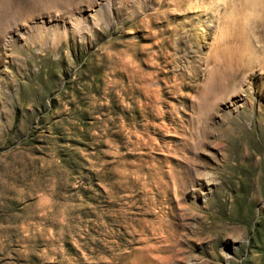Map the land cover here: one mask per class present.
<instances>
[{
	"label": "rangeland",
	"instance_id": "374dc122",
	"mask_svg": "<svg viewBox=\"0 0 264 264\" xmlns=\"http://www.w3.org/2000/svg\"><path fill=\"white\" fill-rule=\"evenodd\" d=\"M262 218L264 0H0V264H260Z\"/></svg>",
	"mask_w": 264,
	"mask_h": 264
},
{
	"label": "trees",
	"instance_id": "16d2710c",
	"mask_svg": "<svg viewBox=\"0 0 264 264\" xmlns=\"http://www.w3.org/2000/svg\"><path fill=\"white\" fill-rule=\"evenodd\" d=\"M264 221V218H262ZM251 245L258 251V255L261 256L262 261L260 264H264V224L258 223L255 226L254 232L251 236Z\"/></svg>",
	"mask_w": 264,
	"mask_h": 264
},
{
	"label": "bare ground",
	"instance_id": "6f19581e",
	"mask_svg": "<svg viewBox=\"0 0 264 264\" xmlns=\"http://www.w3.org/2000/svg\"><path fill=\"white\" fill-rule=\"evenodd\" d=\"M180 1V4L182 3V2H184V1H187V0H179ZM201 8H202V6H200ZM200 7H199V9H200ZM208 7H206V8H204V9H207ZM191 9V8H190ZM202 10H203V8H202ZM17 12V11H16ZM205 12V11H204ZM203 13V12H202ZM225 29V28H224ZM222 30V29H221ZM227 31L226 30H223L221 33H220V35H222V36H224V35H226L227 33H226ZM226 33V34H225ZM228 35V34H227ZM225 37V36H224ZM235 41V40H234ZM221 48V47H220ZM227 53V52H226Z\"/></svg>",
	"mask_w": 264,
	"mask_h": 264
}]
</instances>
